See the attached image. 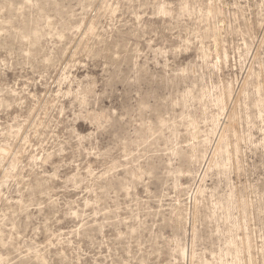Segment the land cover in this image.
Wrapping results in <instances>:
<instances>
[{
  "label": "rangeland",
  "instance_id": "rangeland-1",
  "mask_svg": "<svg viewBox=\"0 0 264 264\" xmlns=\"http://www.w3.org/2000/svg\"><path fill=\"white\" fill-rule=\"evenodd\" d=\"M0 264H264V0H0Z\"/></svg>",
  "mask_w": 264,
  "mask_h": 264
},
{
  "label": "bare ground",
  "instance_id": "bare-ground-1",
  "mask_svg": "<svg viewBox=\"0 0 264 264\" xmlns=\"http://www.w3.org/2000/svg\"><path fill=\"white\" fill-rule=\"evenodd\" d=\"M227 126V125H226ZM223 134V133H222Z\"/></svg>",
  "mask_w": 264,
  "mask_h": 264
}]
</instances>
